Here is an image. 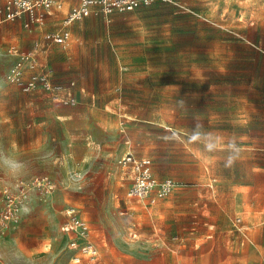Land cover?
<instances>
[{"label":"rangeland","instance_id":"1","mask_svg":"<svg viewBox=\"0 0 264 264\" xmlns=\"http://www.w3.org/2000/svg\"><path fill=\"white\" fill-rule=\"evenodd\" d=\"M175 1L72 25V59L57 53L56 62L76 81L77 108L20 93L0 48V264H72L69 206L95 229L101 264H220L236 216L223 212L224 225L210 230L205 184L236 173L230 155L264 166V0ZM62 18L37 31L3 22L0 32L12 29L11 45L30 50L39 31H55ZM194 131L221 141L208 151L190 139ZM233 140L238 154L228 147ZM127 151L150 158L158 177L186 184L158 204L136 205L132 230L119 216ZM13 161L24 167L12 171ZM78 168L82 180L72 183ZM42 177L52 189L26 187L18 226L3 229V190L17 194L21 181Z\"/></svg>","mask_w":264,"mask_h":264},{"label":"built area","instance_id":"2","mask_svg":"<svg viewBox=\"0 0 264 264\" xmlns=\"http://www.w3.org/2000/svg\"><path fill=\"white\" fill-rule=\"evenodd\" d=\"M3 15L5 21L14 22L27 16L30 24L43 23L45 15L55 7L61 8L59 0H3ZM156 3L175 4V0H79L78 4L72 7L62 21V28L58 32L47 33L44 37L45 47L39 46L30 53H23L16 49H10L8 54L15 57V62L8 73V81L15 85L25 94H45L53 102L64 106H76L77 100L70 91L54 83L53 69L46 67L40 61V52H46L53 45L68 47L71 41L69 28L76 22L82 21L93 13L111 14L115 11L129 12L140 7L151 6ZM47 61L49 58H47ZM121 167L131 174V185L127 196L137 201L148 200L151 204L168 197L175 188L181 184L173 179H158L153 171V163L149 158H137L132 153H126L119 161ZM83 175L80 172H72L70 180L78 183ZM51 180L48 177L37 178L29 183L21 181L18 185L19 193H15L9 187L3 190L6 199L1 223L3 229H12L18 226L21 220V213L26 197V187L32 186L48 192L52 189ZM67 223L64 231L75 235L71 241L70 248L76 253L86 257L88 261L95 263L99 258V249L93 241V234L90 223L83 220L77 208L71 206L66 211ZM126 220V218H123ZM73 262L80 264L81 257L74 256Z\"/></svg>","mask_w":264,"mask_h":264},{"label":"crops","instance_id":"3","mask_svg":"<svg viewBox=\"0 0 264 264\" xmlns=\"http://www.w3.org/2000/svg\"><path fill=\"white\" fill-rule=\"evenodd\" d=\"M59 1L62 4L61 8L58 9L57 7H55L50 13L46 14L43 23L30 24L29 27H26V24L29 23V19L27 16H24L22 19H19L14 22L4 20V15L2 11L3 6H4V1L0 0V24H2L3 22H7V23L21 22L25 29H28V30L35 29V31H37L36 29L37 27L42 29L48 24L47 22L48 19L53 20L54 22V19H57L59 14H62L63 18L61 22L58 24L57 29L55 31H52V32H58L62 28V21L65 18L66 14L72 7L78 4L79 0H75L74 3H72L73 0H59ZM69 30L72 34L71 36L72 38H71V41L68 47L65 48L59 45H53L46 52H40L39 57L43 65L53 69L54 83L63 86L65 91H70L72 95L76 98L77 105L74 107L64 106L60 103L51 101L47 95L42 94V93L25 94L21 92L14 85V87L20 93L24 95L43 97L49 102L55 103L64 108H72V109L77 108V106L79 105V99L76 94V88H77L76 81L72 79L71 77H69L70 78L69 79L65 75L64 71L66 70H63V72L58 70V65L56 62L57 53H65L67 60L72 59V56H73L72 50H73V47L76 45L74 41L75 38L73 35L72 25L69 28ZM12 31L13 30L10 29V30H6L5 32H0V48L6 49V54L11 59L13 64L15 62V57L8 54V51L10 49H16L23 53L33 52L37 48V46H39L41 49H44L46 48L44 37L47 33H51V31L40 30L39 35L36 37V40L32 48L29 50L28 48L30 47L28 45L23 46V48L17 45H11L12 43L10 42H12L14 37H16V35H14ZM15 33H17V31ZM46 57L49 58L48 61ZM60 116L69 117V113L64 111ZM123 124L124 122H121V126H123ZM122 131H124L123 127H122ZM241 149L244 150V149H251V148H247L244 146ZM121 151H123V149ZM126 153H132V152L127 151L123 154V156ZM140 158H148V157H140ZM231 164L237 165L238 170L236 171V173L232 172L230 175L221 176L219 182L217 181V179L211 178L206 183L207 185L205 184L206 191L210 193V201H211L210 221L207 222V225L209 226L210 230L214 229L215 227L217 228V227H221L222 225H224L226 221H225V216H223V212L226 213L227 216L229 214L231 215L234 214L236 216V220H235L236 231H234V233L226 234V237L220 242V248H221V254H222L220 264H264V166L259 165L260 164L259 161L249 160V159L232 160ZM122 169L125 171L127 175L128 188L125 194L124 209H120L119 216H120V219L125 224L131 226L130 230H132L133 227H135V224H133L134 222H136L135 217H137L139 214L136 208L138 206L136 205H140V206L155 205V204H158L163 199L158 200L154 204H151L148 200L137 201V200L130 199L127 196V193H128V189L132 182L131 174L125 168L122 167ZM153 171H154L155 176L158 179H166V178H160L156 175L155 170H154V164H153ZM72 172H80L81 174L83 173L80 168L73 169L71 173ZM178 183H180L181 185L175 188L172 194L177 189L186 187L185 183L183 182H178ZM73 207L77 208V210L79 211L80 217L83 220L87 221L82 211L76 206H73ZM212 209H215V212L216 211L220 212L219 220L214 215V212ZM66 211H65V216L67 218ZM124 217L126 218V220L123 219ZM87 222L90 223L89 221ZM90 225H91L92 234H93V241L96 244V241L94 238L96 231L92 227L91 223ZM66 233L71 235V240L75 239L74 234L70 232H66ZM131 235H133V232L131 233ZM133 237L135 238L137 236L134 235ZM211 238H212V235H211ZM97 247L99 249L100 255H99L97 262L95 263L88 261L86 257L82 256L79 253H76L69 247L72 252L71 263L75 264L72 260L74 256H77V257L80 256L82 259V262L80 264H101L102 263L101 252H100V248L98 245Z\"/></svg>","mask_w":264,"mask_h":264},{"label":"clouds","instance_id":"4","mask_svg":"<svg viewBox=\"0 0 264 264\" xmlns=\"http://www.w3.org/2000/svg\"><path fill=\"white\" fill-rule=\"evenodd\" d=\"M201 125H197V129H201ZM192 141H203L208 151L214 150L220 143L221 138L215 136L213 133L203 132V131H194L190 138ZM230 149L233 150L235 154H238L239 149L236 148L234 140L228 145ZM235 158V155H230L228 157V162L231 164L232 160ZM9 169L12 171H17L24 167V165L19 161H13L8 164Z\"/></svg>","mask_w":264,"mask_h":264}]
</instances>
